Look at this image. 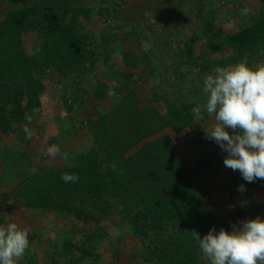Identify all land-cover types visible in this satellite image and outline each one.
<instances>
[{"label":"trees","instance_id":"obj_1","mask_svg":"<svg viewBox=\"0 0 264 264\" xmlns=\"http://www.w3.org/2000/svg\"><path fill=\"white\" fill-rule=\"evenodd\" d=\"M8 1L11 8H0V133L3 135H11L29 123L27 113L41 106L50 78L85 76L101 61L108 62L112 50H102V45L94 48L90 37L78 29L82 27L81 19L99 14L102 8L105 10L97 1V7L86 6V0ZM206 7L200 4L197 16L208 25ZM114 11L106 9V14L110 17ZM205 29L204 33L211 32L210 25ZM31 32L37 34V51L30 56L24 35ZM198 38L195 35L185 44L190 54L189 49ZM226 45L233 50V56L218 62L221 67L242 60L249 64L264 61V3L258 17L228 35ZM124 57L126 67H136L128 53ZM125 76L130 79L131 74ZM64 90L63 100L70 112L80 102V95L78 91ZM107 94L108 86L100 83L94 98L100 100ZM166 104L164 115L152 106L142 109L135 93L129 91L117 106L90 124L96 147L65 155L64 158H71L70 161L67 158L66 168L39 166L35 173L24 174L19 159L10 157V152L0 155L3 176L20 179L21 187L15 198L26 209L49 210L84 224L90 221L97 224L96 234H86L81 242L75 240L73 233L65 237L62 251L51 255V264H105L96 249L98 240L104 236L101 223L112 213L105 200L107 188L116 200H122L120 218L128 223L141 243L145 264H202L196 237H203L213 227L219 231L220 221L200 211V197L173 140L165 136L145 142L153 137L156 123L180 132L191 119V110L185 104L181 107ZM100 152L103 157L99 156ZM23 156L32 164L28 154L23 152ZM109 160L118 170L103 174L101 165ZM206 164L210 163L201 158L196 174ZM65 174L78 179L66 183L61 179ZM4 221L0 216V225ZM24 263L35 264L36 260L27 257Z\"/></svg>","mask_w":264,"mask_h":264},{"label":"rangeland","instance_id":"obj_2","mask_svg":"<svg viewBox=\"0 0 264 264\" xmlns=\"http://www.w3.org/2000/svg\"><path fill=\"white\" fill-rule=\"evenodd\" d=\"M96 1L105 10L102 8L99 14L81 19L78 24L82 27L78 29L90 37L95 43L94 48L99 45H102V50L112 48L108 63L100 65L102 70H99L95 80L98 83L82 81L85 84L84 90L79 93L82 104L69 112L62 97V83L57 77L50 78L42 94L44 105L29 112V123L20 126L11 135L0 133V155L3 157L10 152V157L19 159L24 174L35 173L39 166L66 168V160L71 158L64 156L71 150L86 152L88 148L96 147L90 134V124L105 111L109 112L111 107L117 106L119 100L132 90L142 109L152 106L164 115L166 103H169L179 107L185 104L191 110L192 117L180 132L172 126L160 127L156 123L153 137L145 142L165 136L173 140L182 165L200 197V211L217 217L219 226L228 231L244 220L264 217V179L246 182L239 170L225 167L221 161L227 153L215 141L206 138L204 128L214 124V117L205 111L206 94L203 92L204 78L221 67L218 62L228 61L233 56V50L226 45V38L259 16L264 0H182L181 15L177 22L174 21L177 25L173 27L171 24L169 28L164 25L162 17L155 19L154 16L161 0H86L84 4L97 7ZM200 4L207 5L204 14L211 28L208 34L204 33L207 23L197 16ZM0 8H11L9 1L0 0ZM106 9L115 11L109 17ZM244 9L249 10L247 14L242 11ZM119 15H122L121 19ZM152 16L154 20L150 21ZM195 35L199 40L189 49L190 54L185 44ZM24 45L28 55L36 53V32L24 35ZM124 53L133 58L135 68L125 66ZM249 65L264 66V61L255 60ZM97 67L99 64L94 69ZM127 73L131 74L130 79L126 78ZM100 83H109L112 92L100 102L101 108L96 105L93 88L90 91L92 85L96 90ZM198 106L201 108L199 118L192 111ZM53 107L57 110L56 116L52 115ZM24 127L32 131L30 139L26 138ZM52 145L58 148L55 157L46 154L47 148ZM22 151L28 154L32 164L25 159ZM99 156L104 154L100 152ZM57 158H60V164H57ZM201 158H206L210 164L201 166L199 174H196ZM1 161L0 156V216L5 220L3 226L15 222L30 234L29 247L20 262L25 264L24 260L30 257L36 260L35 264H51V255L62 251L65 237L73 233L75 240L81 242L86 234H96L97 224L94 221L84 224L53 211L26 209L15 198L17 189L21 187L20 179L5 178ZM100 169L103 174L118 170L111 160L102 163ZM106 190L105 200L112 213L101 223L104 236L98 240L97 252L102 255L105 264H145L141 257V243L130 231L128 223L120 218L123 216L122 200H116L109 193V188ZM200 259L202 264H210L203 254Z\"/></svg>","mask_w":264,"mask_h":264},{"label":"clouds","instance_id":"obj_3","mask_svg":"<svg viewBox=\"0 0 264 264\" xmlns=\"http://www.w3.org/2000/svg\"><path fill=\"white\" fill-rule=\"evenodd\" d=\"M245 14L248 9L242 10ZM205 111L214 124L204 128L206 138L227 153L224 165L239 170L249 183L264 179V66H250L242 60L233 66L217 67L203 81ZM199 118L201 108L194 107ZM26 138L33 135L23 128ZM58 148H47L55 157ZM61 179L75 182L78 177L65 174ZM243 189V185L241 186ZM29 231L11 222L0 225V264H19L29 247ZM203 256L210 264H264V217L234 224L232 230L215 227L196 237Z\"/></svg>","mask_w":264,"mask_h":264},{"label":"crops","instance_id":"obj_4","mask_svg":"<svg viewBox=\"0 0 264 264\" xmlns=\"http://www.w3.org/2000/svg\"><path fill=\"white\" fill-rule=\"evenodd\" d=\"M181 2L179 1V0H175L174 2H172V3H169L168 2V0H161V3H160V8H155V19H158V18H163V22H164V25L167 27V28H169V25H171L172 24V26L173 27H176V25H177V23H174V21H176V20H178V17H179V15H181ZM173 8V9H172ZM179 8H180V10H179ZM174 10L173 12H172V10ZM177 10H179V11H177ZM121 16L122 15H119V17H120V19H121ZM148 20V19H147ZM149 20L150 21H152V20H154V18H153V16L152 17H150L149 18ZM121 22V21H120ZM177 22V21H176ZM169 30V29H168ZM101 63L102 64H106V63H108V62H103V61H101L100 63H98L99 64V67H97V68H95L94 70H92V72H90V73H88L87 75H85V76H82V77H76V76H70V77H68V78H64V77H60V76H54V77H57V80L60 82V83H62L60 86H62V88H61V92H62V97H63V95H64V93L66 94V92H65V90L64 89H68V92L70 93V92H77L78 91V93H80V91H83L84 90V86H85V84H83L82 83V81H88V80H90V81H95L96 80V77H97V75H98V72H99V70L102 68L100 65H101ZM102 70V69H101ZM92 73H93V76H91L92 75ZM55 79V78H54ZM77 79H80V80H78V81H76ZM93 82H92V84H93ZM96 83H98V82H96L95 81V83L94 84H96ZM91 84V85H92ZM109 84V83H108ZM108 84H106L107 86H108V93L111 95V91H110V87H109V85ZM59 85V84H58ZM94 85H92V87L90 88V91H91V89H92V91L93 92H95V90H94ZM89 88V87H88ZM58 91V90H57ZM92 92V93H93ZM59 94V93H58ZM68 94V93H67ZM94 94V93H93ZM109 94L107 95V97H105V98H103V99H100V100H96L95 98V100H96V105L99 107V108H101V106H100V102L101 101H104L106 98H108L109 97ZM80 95V94H79ZM68 96H69V94H68ZM94 96V95H93ZM61 96H60V98H62ZM64 104H65V102H64ZM70 104H71V102H70ZM80 104H82V101H81V97H80V102L79 103H77L76 105H74L73 106V110H74V107H76V108H79V106H80ZM42 105H44V96H42ZM66 107H67V105H66ZM111 109H112V107H111ZM56 109H55V107H53V112H52V115L53 116H56V114H55V112H57V110L55 111ZM106 112V111H105ZM64 113V112H63ZM102 113V112H101ZM28 114V120L30 119V115H29V113H27ZM78 114V113H77ZM55 128H56V126H55ZM52 129H54V128H52ZM89 136H90V134H89ZM50 139H48V141H49ZM65 146V145H64ZM76 150V149H75ZM74 150V151H75ZM79 149H77L76 151H78ZM74 151H72L71 150V152H69V153H72V152H74ZM61 156H62V153H59ZM34 158V157H33ZM57 159H59V162L57 163V164H60V158H57ZM34 160V159H33ZM37 161V164H39L40 163V161H38V159H36ZM51 165H53V164H51Z\"/></svg>","mask_w":264,"mask_h":264}]
</instances>
